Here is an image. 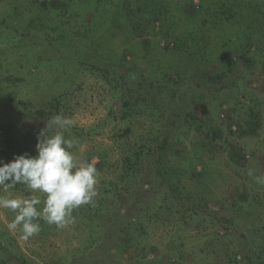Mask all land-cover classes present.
<instances>
[{"label":"rangeland","instance_id":"obj_1","mask_svg":"<svg viewBox=\"0 0 264 264\" xmlns=\"http://www.w3.org/2000/svg\"><path fill=\"white\" fill-rule=\"evenodd\" d=\"M45 1L50 0H0V146L5 150L0 160L7 163L21 154L35 156L38 133L60 115L74 125L67 129L51 125L49 135L63 131L65 139L73 141L68 151L77 164H95L97 195L90 204L74 209L72 222L63 228L36 218L40 231L27 240L19 227H7L16 213L0 208V264H237L232 260L238 254L255 262L260 256L264 264V42L240 58L232 51L234 43H226L228 31L239 27L220 25L210 30L207 42L193 49L185 32L180 38L186 51L163 50L164 38L143 24L132 27V35L131 30H118L115 38L121 41L125 35L128 41L116 48L110 39L115 58L104 63L92 55L102 53L97 41L86 44L78 33L85 29L84 19L95 16L94 11L75 8L74 0L66 11L46 7L38 11L36 5ZM135 4L133 0L132 8ZM99 11L101 7L96 8V16ZM68 16L72 25L62 29L65 37L69 34L63 41L57 30L47 35L28 24L32 17L37 26H49L52 17L65 20ZM137 16L132 17L135 25ZM252 27L248 30L255 41L257 30ZM90 28L94 30V25ZM181 30L176 27L178 33ZM169 42L171 47L173 38ZM257 46L260 49H254ZM117 52H124L125 59L134 56L121 62ZM196 58L208 62L207 72L193 71ZM233 58L238 65H231L219 83L200 79L201 74H213L215 65L227 70ZM123 100L131 101L125 119H121L126 110ZM198 101L204 102L207 114L179 132L194 152V170L181 176L179 200L162 203L158 215L143 222L138 245L117 249L126 225L117 211L120 206L94 209L111 199L105 198L109 192L102 191L117 177L125 142L158 130L173 131L184 114L194 115L193 102ZM250 108L259 112L261 128L243 134L237 126L247 125ZM8 134L19 139L11 150L3 145ZM149 174L143 170L138 180H147ZM0 196L44 199L23 184L7 191L0 186ZM123 198L128 199L131 216L130 194ZM182 203L196 208L191 216L180 215ZM42 207L36 206L38 211Z\"/></svg>","mask_w":264,"mask_h":264},{"label":"trees","instance_id":"obj_2","mask_svg":"<svg viewBox=\"0 0 264 264\" xmlns=\"http://www.w3.org/2000/svg\"><path fill=\"white\" fill-rule=\"evenodd\" d=\"M69 1L71 0H50L48 2H40L36 7L38 11L43 10L44 7L53 12L66 11L69 7ZM132 1L116 0L113 4L111 0L73 1L74 4L72 5H75V8L80 7L86 12L93 10L95 13V16L92 15L84 19L85 29L78 31V33L81 32L82 39L86 41V44L93 45L91 42L97 41V44L100 45L102 53L92 54L94 58L104 63H112L115 55L113 56V52H111L110 39L115 43L116 48H119L123 41H128L126 40L128 37L123 35L124 38L121 36L120 39L122 38V40L119 41L115 38L116 32L119 30L126 33L131 30L132 35L134 30L132 27L142 28L143 24V28L148 25L152 26V31L157 32L164 38L165 44L161 47L163 50L186 51L184 49L185 43L180 38V36L183 37L181 34L185 32L186 37L192 41L189 48L193 49L199 46L200 43L207 42V35L209 34V38L211 37L210 30L220 25L223 27L228 26L229 28L239 27L238 31H228L226 43L230 42L231 45L234 43L232 51L240 54V58L251 47L258 44L263 46L264 0H198L197 4L194 3V0H135L134 8H132ZM99 7H101L102 11H99L96 16V8ZM110 10L111 13H108ZM105 13L106 15H102ZM135 13H138L135 19L137 25H135L132 18ZM35 19L34 17L30 18L28 24L46 31L47 35H52L57 30V37L62 39V41L66 37L69 38V34L65 37L62 32V29L64 30L66 26L71 27L72 25L69 16L65 20L52 17L53 21L49 26L44 24L37 26ZM155 24H157L156 28H154ZM91 25H94V30L90 28ZM252 26H255L257 30L255 41L251 40V33L248 30L253 28ZM176 27L182 30L178 33ZM198 32L201 36H196ZM89 33L92 36L89 37ZM77 36L80 35L77 34ZM171 38H173V44L170 47L169 39ZM254 49H260V47L257 46ZM123 53L117 52L121 62H127L134 56L132 55L129 59H125ZM86 55L90 56L88 53ZM195 60L193 71L196 70L197 72V70L201 69L203 72H207L205 65L208 62H202L197 58ZM234 60L235 58L228 62L230 65H227L229 66L227 70H222L220 65L214 66L217 62H212L215 69L213 74H208L207 76L201 74L200 79L206 84L219 83L221 77L227 71H231V65H238ZM135 85L137 84L134 83L133 86L135 87ZM122 106L126 110L122 112L121 119H125L129 116V113L126 112L131 106V101L123 100ZM193 110L195 111L194 115L189 112L184 114L181 118V124L171 132L164 133L163 130H158L153 134H146L145 138L138 139L135 142H125L126 146H124L119 157V167L116 166L119 170L117 177L108 189L102 191V193L109 192L110 195L105 196V198L110 197L111 199L100 203L99 207L94 209L98 212L101 210L102 205L112 206L117 204L120 206L117 211L125 218L123 224L126 225L122 227L123 234L121 241L116 244L117 249L125 251L128 246L138 245L139 242H136L140 236L138 230H142L143 222L156 217L162 203L172 199L179 200L177 191H181V176L184 171L187 173L188 169L194 170V165L191 162L194 152L191 153L189 146H185L182 136H179V132L207 114L206 106L202 101H198L197 104L193 102ZM248 113L247 125L242 124V126L238 125L237 127L243 134H254L261 128V116L258 111H254L252 108H250ZM8 127L7 132L9 133L10 128ZM13 137L9 134L4 137V149L11 150L15 144H18L16 141L19 139ZM1 147L0 152L3 153L5 150ZM185 164L189 168L183 169L182 165ZM145 169L150 171L149 178L147 180H138ZM163 185L164 187H161ZM148 188H151V190L149 191ZM133 191H138L136 197L133 196ZM126 194H130L132 204H129L133 213L131 216L127 205L128 199L123 198V195ZM147 194L148 196H146ZM141 199L146 200L140 205L139 201ZM180 207L183 211L180 213L181 216H191L196 210L195 207L190 208L187 203H182ZM260 260V256L259 258L256 256V262L260 264ZM22 261L25 262V260ZM232 262L237 264H257L251 256L241 254L235 255Z\"/></svg>","mask_w":264,"mask_h":264},{"label":"clouds","instance_id":"obj_3","mask_svg":"<svg viewBox=\"0 0 264 264\" xmlns=\"http://www.w3.org/2000/svg\"><path fill=\"white\" fill-rule=\"evenodd\" d=\"M74 123L56 115L46 128L40 130L35 156L21 154L7 163L0 160V186L5 191L23 184L27 190L44 195L43 200L37 196L30 199L0 196V208L16 213L7 227L10 230L19 227L25 240L39 233L40 225L34 222L36 218L63 228L72 222L74 209L90 204L97 195L95 164H77L76 157L68 151L73 147V141L65 139L63 131L49 135L51 125L67 129ZM41 204L42 210L38 211L36 206Z\"/></svg>","mask_w":264,"mask_h":264}]
</instances>
